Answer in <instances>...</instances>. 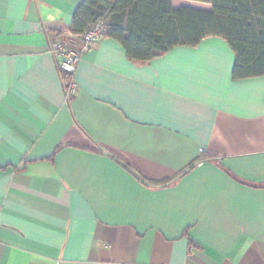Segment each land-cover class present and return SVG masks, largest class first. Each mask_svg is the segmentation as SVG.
I'll list each match as a JSON object with an SVG mask.
<instances>
[{"label": "crops", "instance_id": "crops-1", "mask_svg": "<svg viewBox=\"0 0 264 264\" xmlns=\"http://www.w3.org/2000/svg\"><path fill=\"white\" fill-rule=\"evenodd\" d=\"M82 1L0 0V264H264V76L220 38L82 50Z\"/></svg>", "mask_w": 264, "mask_h": 264}, {"label": "trees", "instance_id": "trees-1", "mask_svg": "<svg viewBox=\"0 0 264 264\" xmlns=\"http://www.w3.org/2000/svg\"><path fill=\"white\" fill-rule=\"evenodd\" d=\"M210 6L173 9L171 0H83L69 32L82 36L102 21L129 60L147 62L176 47L207 38L224 40L234 53V79L264 76V0H186Z\"/></svg>", "mask_w": 264, "mask_h": 264}, {"label": "built area", "instance_id": "built-area-1", "mask_svg": "<svg viewBox=\"0 0 264 264\" xmlns=\"http://www.w3.org/2000/svg\"><path fill=\"white\" fill-rule=\"evenodd\" d=\"M106 29L102 21H97L81 37L82 50L91 48L105 34ZM49 53L53 58L59 59V69L64 77L65 99L70 101L77 92L74 74L80 62L81 51L69 46L62 39L51 40L48 46Z\"/></svg>", "mask_w": 264, "mask_h": 264}, {"label": "rangeland", "instance_id": "rangeland-1", "mask_svg": "<svg viewBox=\"0 0 264 264\" xmlns=\"http://www.w3.org/2000/svg\"><path fill=\"white\" fill-rule=\"evenodd\" d=\"M180 3H177L179 7H189L193 8V2L192 1H186V0H178ZM196 9V8H193Z\"/></svg>", "mask_w": 264, "mask_h": 264}]
</instances>
